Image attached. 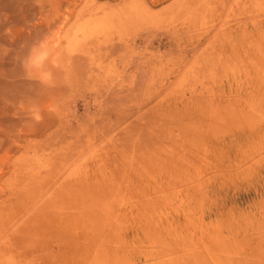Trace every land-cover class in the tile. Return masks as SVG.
<instances>
[{
    "label": "rangeland",
    "instance_id": "374dc122",
    "mask_svg": "<svg viewBox=\"0 0 264 264\" xmlns=\"http://www.w3.org/2000/svg\"><path fill=\"white\" fill-rule=\"evenodd\" d=\"M0 264H264V0H0Z\"/></svg>",
    "mask_w": 264,
    "mask_h": 264
}]
</instances>
